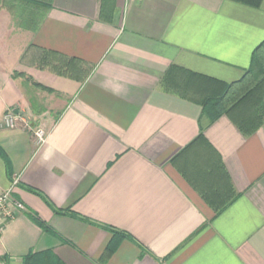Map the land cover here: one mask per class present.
<instances>
[{
  "label": "crops",
  "instance_id": "0c3cea01",
  "mask_svg": "<svg viewBox=\"0 0 264 264\" xmlns=\"http://www.w3.org/2000/svg\"><path fill=\"white\" fill-rule=\"evenodd\" d=\"M38 1L51 7H32L35 31L0 7L6 264L48 250L65 264H264V123L248 134L223 115L201 133V104L164 84L172 66L239 80L264 0ZM113 230L129 238L108 255Z\"/></svg>",
  "mask_w": 264,
  "mask_h": 264
},
{
  "label": "trees",
  "instance_id": "16d2710c",
  "mask_svg": "<svg viewBox=\"0 0 264 264\" xmlns=\"http://www.w3.org/2000/svg\"><path fill=\"white\" fill-rule=\"evenodd\" d=\"M247 2L259 6L262 0ZM7 6L16 7L17 26L31 31L37 30L41 21V18H35L32 7L39 6L45 10L51 7L50 4L38 0H0V7ZM20 75L24 76L23 73ZM34 83L41 86L39 83ZM164 84L168 90L184 98L194 99L201 104L202 112L199 118L201 133L223 115L230 116L244 133H254L264 123V41L254 50L250 67L237 81L225 83L172 66L167 71ZM43 88L46 89L47 87ZM0 156L8 162L1 148ZM54 211L58 214L73 215L68 210L54 209ZM73 216L77 217L76 215ZM29 218L45 232H55L38 215L30 213ZM113 233V238L107 247L108 255L116 250L121 240L129 238L127 234L121 231L113 230ZM9 259L8 254L0 255V262L6 264ZM22 264L65 263L53 251L48 250L38 253L29 252L22 257Z\"/></svg>",
  "mask_w": 264,
  "mask_h": 264
},
{
  "label": "built area",
  "instance_id": "2783aa9c",
  "mask_svg": "<svg viewBox=\"0 0 264 264\" xmlns=\"http://www.w3.org/2000/svg\"><path fill=\"white\" fill-rule=\"evenodd\" d=\"M16 118H20L22 119L21 115L15 110V109H9L7 110V112L4 115V121L6 123L7 126L9 127H13L14 126V122ZM35 136L37 138V141L42 144L45 143L46 139H47V135L46 132L42 129V128H38L35 131ZM10 197V193L9 192H5L2 195H0V206L3 205V203ZM7 216H12V214L10 212H6Z\"/></svg>",
  "mask_w": 264,
  "mask_h": 264
},
{
  "label": "rangeland",
  "instance_id": "374dc122",
  "mask_svg": "<svg viewBox=\"0 0 264 264\" xmlns=\"http://www.w3.org/2000/svg\"><path fill=\"white\" fill-rule=\"evenodd\" d=\"M16 28H19L18 26H16ZM20 29V28H19Z\"/></svg>",
  "mask_w": 264,
  "mask_h": 264
}]
</instances>
